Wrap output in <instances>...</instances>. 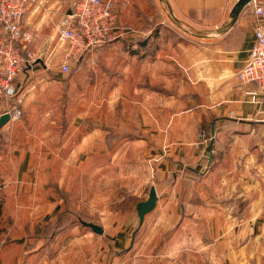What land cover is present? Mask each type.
Listing matches in <instances>:
<instances>
[{
    "label": "crops",
    "instance_id": "1",
    "mask_svg": "<svg viewBox=\"0 0 264 264\" xmlns=\"http://www.w3.org/2000/svg\"><path fill=\"white\" fill-rule=\"evenodd\" d=\"M75 1L25 3L34 58L0 101L21 111L0 130V264H264V99L236 77L264 0L235 19L239 0H116L118 35L71 53Z\"/></svg>",
    "mask_w": 264,
    "mask_h": 264
},
{
    "label": "built area",
    "instance_id": "2",
    "mask_svg": "<svg viewBox=\"0 0 264 264\" xmlns=\"http://www.w3.org/2000/svg\"><path fill=\"white\" fill-rule=\"evenodd\" d=\"M26 1L0 0V101L14 96L15 79L34 58L27 48L33 34L22 25ZM255 12L261 19L254 25V42L245 63L236 72L241 83L255 84L256 89L246 92L254 103L264 99V6H255ZM116 18V0H76L72 12L60 21L59 40L68 45L71 53L105 44L118 35L114 30ZM61 69L69 71V59L61 63ZM5 113L13 120L21 116L16 107L0 113V117Z\"/></svg>",
    "mask_w": 264,
    "mask_h": 264
},
{
    "label": "water",
    "instance_id": "3",
    "mask_svg": "<svg viewBox=\"0 0 264 264\" xmlns=\"http://www.w3.org/2000/svg\"><path fill=\"white\" fill-rule=\"evenodd\" d=\"M250 1L252 0H239L237 6L234 9L232 17L235 19L238 12L244 6H246ZM9 117H10L9 113H5L0 117V130L4 125L8 123ZM156 201H157V195H156L155 188L151 187L149 190L148 198L144 201L138 202L136 205V212H137V216L139 219V225L142 224L145 214L153 210V208L155 207ZM82 223L90 227L94 232L99 233V234L102 233V229L98 225H95L93 223H87V222H82Z\"/></svg>",
    "mask_w": 264,
    "mask_h": 264
},
{
    "label": "rangeland",
    "instance_id": "4",
    "mask_svg": "<svg viewBox=\"0 0 264 264\" xmlns=\"http://www.w3.org/2000/svg\"><path fill=\"white\" fill-rule=\"evenodd\" d=\"M140 38L137 39V41H139ZM73 202V198L71 200V204ZM73 210V209H72ZM78 216L81 217V211L77 212V211H71L69 210V212L67 211H63L58 217L57 219L59 220H71V219H78Z\"/></svg>",
    "mask_w": 264,
    "mask_h": 264
},
{
    "label": "trees",
    "instance_id": "5",
    "mask_svg": "<svg viewBox=\"0 0 264 264\" xmlns=\"http://www.w3.org/2000/svg\"><path fill=\"white\" fill-rule=\"evenodd\" d=\"M58 224V223H57Z\"/></svg>",
    "mask_w": 264,
    "mask_h": 264
}]
</instances>
